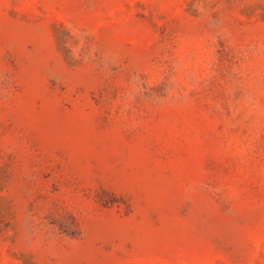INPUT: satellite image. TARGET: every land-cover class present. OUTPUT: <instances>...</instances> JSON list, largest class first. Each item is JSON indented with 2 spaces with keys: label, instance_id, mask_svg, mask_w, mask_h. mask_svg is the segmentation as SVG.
<instances>
[{
  "label": "rangeland",
  "instance_id": "374dc122",
  "mask_svg": "<svg viewBox=\"0 0 264 264\" xmlns=\"http://www.w3.org/2000/svg\"><path fill=\"white\" fill-rule=\"evenodd\" d=\"M0 264H264V0H0Z\"/></svg>",
  "mask_w": 264,
  "mask_h": 264
}]
</instances>
